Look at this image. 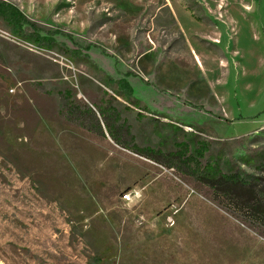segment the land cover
Listing matches in <instances>:
<instances>
[{"label":"rangeland","instance_id":"obj_1","mask_svg":"<svg viewBox=\"0 0 264 264\" xmlns=\"http://www.w3.org/2000/svg\"><path fill=\"white\" fill-rule=\"evenodd\" d=\"M6 1L29 23L0 20V264H264V224L83 114L110 101L141 147L262 174L264 0ZM33 32L74 59L80 90Z\"/></svg>","mask_w":264,"mask_h":264},{"label":"trees","instance_id":"obj_2","mask_svg":"<svg viewBox=\"0 0 264 264\" xmlns=\"http://www.w3.org/2000/svg\"><path fill=\"white\" fill-rule=\"evenodd\" d=\"M0 20L9 25L10 30L16 35L24 34V26L29 23L28 16L19 7L6 0H0ZM30 36L34 43L39 46L50 42L48 37L40 36L35 32ZM110 81L116 83L121 90H126L129 96L133 95V88L126 78L110 79ZM70 94L68 91L66 98V109L69 117L74 116L78 111V106L72 102ZM83 114L84 116L86 114L90 116L89 125H85L87 129L102 136H106L107 133L117 145L156 162L166 163L169 168L178 166L183 172L193 175L198 181L209 186L216 195L231 200L252 219L264 224V164L259 169L263 172L262 174L241 173L238 171L224 173L217 163L212 162L193 168L191 163L195 158L188 155L184 150L185 148L176 152L165 153L159 149L149 146L141 147L136 144L129 125L121 119L119 111L110 101L107 102V106L99 105L97 111L88 108L87 111H83ZM183 145L186 147V144ZM196 152L198 156H203L205 146L198 148ZM179 163L186 168H181Z\"/></svg>","mask_w":264,"mask_h":264},{"label":"built area","instance_id":"obj_3","mask_svg":"<svg viewBox=\"0 0 264 264\" xmlns=\"http://www.w3.org/2000/svg\"><path fill=\"white\" fill-rule=\"evenodd\" d=\"M33 47L40 51L50 52L53 59L60 63L67 71L65 78L71 83L73 88L80 90V79H79V69L75 64V61L72 57L66 54L54 53L52 51H48L45 48L39 45H33ZM141 189H133L129 192L123 194L122 198L126 202H132L133 200L139 199L141 197ZM176 212V211H175ZM171 223V224H170ZM174 223L172 216H169L168 225L171 226Z\"/></svg>","mask_w":264,"mask_h":264},{"label":"crops","instance_id":"obj_4","mask_svg":"<svg viewBox=\"0 0 264 264\" xmlns=\"http://www.w3.org/2000/svg\"><path fill=\"white\" fill-rule=\"evenodd\" d=\"M188 43H189V39L187 38V45H188ZM195 58V57H194ZM195 60V59H194ZM196 61V64H197V60H195ZM128 80V79H127ZM129 81V83L131 84V86H132V88H133V94H135V95H137L138 96V92H137V89H136V87L134 86V84L130 81V80H128ZM139 97V96H138ZM137 97V98H138ZM138 99H140V98H138ZM142 99V98H141ZM186 100L187 99H184V100H182V99H180L179 97H178V95L176 96V97H174V99H173V97H172V100L169 102V103H171L172 102V106H174L173 104H178V105H184L185 106V109H189V106L187 105V102H186ZM166 104H168L167 102H166ZM181 111H182V109H180ZM182 112H184V110L182 111ZM186 113L187 112H185V115H186Z\"/></svg>","mask_w":264,"mask_h":264}]
</instances>
